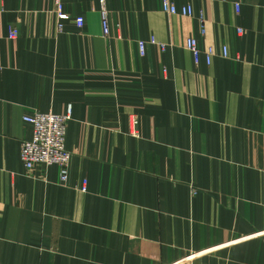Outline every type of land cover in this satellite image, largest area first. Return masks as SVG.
Instances as JSON below:
<instances>
[{
  "label": "crops",
  "instance_id": "1",
  "mask_svg": "<svg viewBox=\"0 0 264 264\" xmlns=\"http://www.w3.org/2000/svg\"><path fill=\"white\" fill-rule=\"evenodd\" d=\"M170 1L0 0V264H264V0ZM68 111L59 184L23 116Z\"/></svg>",
  "mask_w": 264,
  "mask_h": 264
},
{
  "label": "built area",
  "instance_id": "2",
  "mask_svg": "<svg viewBox=\"0 0 264 264\" xmlns=\"http://www.w3.org/2000/svg\"><path fill=\"white\" fill-rule=\"evenodd\" d=\"M103 4L104 0H100ZM163 8L168 13L176 14L177 9L175 5L170 0H162ZM240 0L234 2V8L236 12L239 10ZM61 2H58L55 6L56 14L62 16L61 12ZM181 14L191 15L192 8L187 5L181 8ZM101 19V30L103 36L107 37L110 31V19L109 12L102 7L100 10ZM201 20L202 16H201ZM75 23L77 26L81 27L83 25V17L78 16L75 18ZM202 33H204V24H202ZM239 33L242 32L241 28H238ZM18 35V31L15 27L9 26V38H15ZM150 42H154L153 38ZM146 42L140 40L138 41L139 53L143 54ZM188 48L191 50L194 58H198L199 49L196 46L194 39L188 40ZM207 55V60L210 62L211 56L214 54L212 48L204 49ZM221 55L227 56V49L223 47L221 50ZM70 112L65 114H56L52 112H34L29 115L23 116L24 123L28 124L32 128V136L30 139L22 140L20 143V160L27 172L33 170H42L50 165H56L59 169L58 172V182L59 184H65L68 179V168L71 160V152L65 147V137L67 123L70 120ZM137 120L134 118L132 121V134H136ZM79 189L85 191V181L81 184Z\"/></svg>",
  "mask_w": 264,
  "mask_h": 264
}]
</instances>
